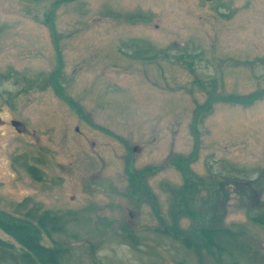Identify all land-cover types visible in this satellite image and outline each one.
<instances>
[{"label":"rangeland","instance_id":"1","mask_svg":"<svg viewBox=\"0 0 264 264\" xmlns=\"http://www.w3.org/2000/svg\"><path fill=\"white\" fill-rule=\"evenodd\" d=\"M0 109V213L61 264H264V0H0Z\"/></svg>","mask_w":264,"mask_h":264},{"label":"trees","instance_id":"2","mask_svg":"<svg viewBox=\"0 0 264 264\" xmlns=\"http://www.w3.org/2000/svg\"><path fill=\"white\" fill-rule=\"evenodd\" d=\"M253 98H257V96ZM176 166L178 167V163ZM30 172L31 174H35L33 169ZM48 217L49 213H42L38 220L41 228L44 229L49 220L53 225H55V221L57 222L56 219H49ZM262 218L264 223V212ZM0 225L22 248V256L19 260L14 254L9 253L5 249L6 244L0 241V264H61L59 251L42 246L40 231L31 223H28V221L15 220L8 214L0 213ZM216 233H212L211 235H215Z\"/></svg>","mask_w":264,"mask_h":264},{"label":"flooded vegetation","instance_id":"3","mask_svg":"<svg viewBox=\"0 0 264 264\" xmlns=\"http://www.w3.org/2000/svg\"><path fill=\"white\" fill-rule=\"evenodd\" d=\"M204 2H208V1H205V0H203ZM211 2V1H210ZM154 56H158L157 54H155ZM12 127L13 129H15L16 130V132H18V134L19 135H21L22 133H23V126H22V124L18 121V120H15V119H7L6 117H5V113H4V111L2 110V109H0V129H3V128H5V127ZM127 162H129V163H127V166L129 167L130 165H132V159H130L128 156H127ZM129 164V165H128ZM181 170L182 171H184L185 170V168L184 167H182L181 168ZM31 171V170H30ZM143 171V170H142ZM127 172H129V169H127ZM31 173V172H30ZM129 176H130V181H132L133 183H139L140 185H142V188L144 189L145 188V186H144V184L142 183V176L140 175V174H138V175H136V174H134V173H130L129 174ZM138 177H140V180L138 179ZM212 180H214L215 182H217V183H219V184H222L221 185V187H222V189L224 188V185H223V183H225V182H223L224 181V179L222 178V181L220 180H217V179H213L212 178ZM136 188V187H135ZM134 188V190H136ZM133 190V189H132ZM142 191V190H141Z\"/></svg>","mask_w":264,"mask_h":264},{"label":"clouds","instance_id":"4","mask_svg":"<svg viewBox=\"0 0 264 264\" xmlns=\"http://www.w3.org/2000/svg\"><path fill=\"white\" fill-rule=\"evenodd\" d=\"M5 87L8 91H15L16 90L15 87L11 83L6 84ZM100 254H103V253H100Z\"/></svg>","mask_w":264,"mask_h":264},{"label":"water","instance_id":"5","mask_svg":"<svg viewBox=\"0 0 264 264\" xmlns=\"http://www.w3.org/2000/svg\"><path fill=\"white\" fill-rule=\"evenodd\" d=\"M205 1H212V0H205Z\"/></svg>","mask_w":264,"mask_h":264}]
</instances>
